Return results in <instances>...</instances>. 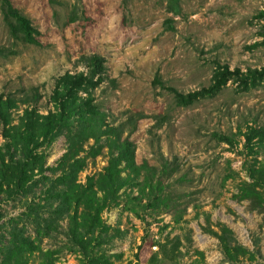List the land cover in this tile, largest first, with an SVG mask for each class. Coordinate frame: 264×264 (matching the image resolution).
I'll return each instance as SVG.
<instances>
[{
	"label": "rangeland",
	"instance_id": "374dc122",
	"mask_svg": "<svg viewBox=\"0 0 264 264\" xmlns=\"http://www.w3.org/2000/svg\"><path fill=\"white\" fill-rule=\"evenodd\" d=\"M10 1L39 31L40 44L12 37L0 13V92L19 95L21 89L35 85L41 94L37 106L45 111L51 107L47 97L55 76L84 69L80 54H101L108 78L94 89L95 100L113 123L135 116L132 129L126 124L122 133L128 132L134 142L135 161L157 166L166 159L177 165L169 180L183 192L178 199L180 221L173 222L171 212L150 208H141V217L134 216L121 208L122 189L121 202L102 210L105 222L120 230L102 243L107 252L121 253L114 263L127 264L137 257L138 264H151L150 252L159 247L160 257L163 243L166 264H264L261 213L246 199L233 196L239 180L246 178L237 130L247 124L264 125V86L237 92L228 80L212 97L177 106L170 92L152 82L157 74L164 85L185 92L208 83L213 60L241 69L264 63V45L244 47L261 39L258 30L264 15L254 14L264 11V0H178V13L167 9L166 0ZM165 18H170L171 29L165 27ZM19 111L14 109L13 116ZM159 114L165 117L157 123ZM211 131L233 133L238 142L229 147L215 140ZM64 140L60 134L46 148V165L55 163ZM258 157L264 158V147ZM105 158L103 147L88 159L78 180L98 170ZM225 172L231 176L222 181ZM180 174L182 181L175 179ZM24 198L1 197L0 221L21 210ZM66 222L60 220L58 230L41 245L62 246ZM217 222L229 226L254 258L225 260L211 232ZM36 259L35 253L28 258L30 264ZM55 264L79 263L75 253L61 247Z\"/></svg>",
	"mask_w": 264,
	"mask_h": 264
},
{
	"label": "trees",
	"instance_id": "16d2710c",
	"mask_svg": "<svg viewBox=\"0 0 264 264\" xmlns=\"http://www.w3.org/2000/svg\"><path fill=\"white\" fill-rule=\"evenodd\" d=\"M166 7L173 13L179 12L178 0H166ZM0 13L12 37L40 44L39 31L10 0H0ZM262 15V10L254 14ZM74 17L71 11L68 19ZM164 23L166 28H172L170 18H165ZM258 34L261 39L244 47L264 45V25H260ZM78 60L84 69L64 70L55 76L47 97L51 107L45 111L37 106L41 94L35 85L21 89L19 95L0 92V198L25 197L21 210L0 221V264H30L28 258L34 253L36 264H55L61 247L75 253L79 264H119L114 261L121 253L107 252L102 243L119 235L120 230L106 223L101 212L121 202V189L125 193L121 208L136 217H141L138 212L141 208L171 212L173 222L182 217L178 199L183 192H177L169 180L177 165L166 159L157 166L145 160L135 161L134 142L128 132L122 134L126 124L132 129L135 116L113 123L95 100L94 89L108 78L105 58L89 53L80 54ZM212 64L208 83L192 90L184 92L164 85L157 74L152 82L170 92L177 106L212 97L228 80L234 82L237 92L264 86V63L243 69L230 68L217 60ZM18 108L20 111L14 117L12 112ZM164 117L159 114L157 123ZM60 134L65 138L64 150L53 165H46V148ZM237 134L242 137V168L246 178L239 180L233 196L246 199L264 220V158L258 157L264 147V125L247 124ZM210 135L229 147L238 142L233 133L211 131ZM103 147L105 163L86 173L82 181L78 180V173L88 159L98 155ZM229 176L231 172H225L221 180ZM175 179L182 181L183 174ZM64 218L66 238L62 246H42L43 238L52 236ZM216 226L211 232L225 260L233 263L254 258V252L235 239L229 226L222 222ZM160 246L161 258L157 256L158 247L150 252L149 263L166 264L165 245ZM127 264H138L137 257Z\"/></svg>",
	"mask_w": 264,
	"mask_h": 264
}]
</instances>
